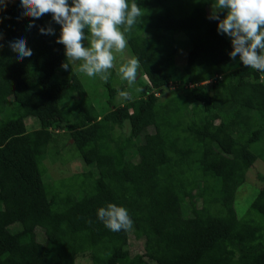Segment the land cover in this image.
Segmentation results:
<instances>
[{
    "label": "trees",
    "instance_id": "obj_1",
    "mask_svg": "<svg viewBox=\"0 0 264 264\" xmlns=\"http://www.w3.org/2000/svg\"><path fill=\"white\" fill-rule=\"evenodd\" d=\"M213 3L137 0L144 17L127 48L147 81L116 103L124 86L109 79L100 107L73 65L61 68L51 14L23 16L21 0L0 11V264H264V185L236 202L264 164V73L230 58ZM49 24L55 34H41ZM19 38L33 53L23 61L8 46ZM109 202L131 230L97 218Z\"/></svg>",
    "mask_w": 264,
    "mask_h": 264
},
{
    "label": "clouds",
    "instance_id": "obj_2",
    "mask_svg": "<svg viewBox=\"0 0 264 264\" xmlns=\"http://www.w3.org/2000/svg\"><path fill=\"white\" fill-rule=\"evenodd\" d=\"M9 2L0 0V11L6 9ZM21 7L23 16L36 20L51 14L52 20L60 25L56 42L65 49L66 61L61 64L62 69L67 71L71 65H78L77 72L89 78L98 76L105 83L115 67L112 50L122 52L127 47L129 34L144 17L137 0H71V3L69 0H21ZM211 8L208 18L217 21V32L231 39L230 58L235 60L239 55L244 66L264 73V0H215ZM221 12H224L223 18ZM39 31L41 34H55L51 24L40 27ZM0 40H3L2 33ZM8 46L19 61L33 54L24 38L10 41ZM2 48L0 43V50ZM140 67L138 57L120 65L118 75L127 81L129 88L135 85ZM118 95L131 99L127 91L118 90ZM96 214L110 231H128L133 227L128 210L115 203L99 207Z\"/></svg>",
    "mask_w": 264,
    "mask_h": 264
},
{
    "label": "rangeland",
    "instance_id": "obj_3",
    "mask_svg": "<svg viewBox=\"0 0 264 264\" xmlns=\"http://www.w3.org/2000/svg\"><path fill=\"white\" fill-rule=\"evenodd\" d=\"M84 45L87 46V41H84ZM114 54V64L115 67L113 68V71L111 70V78L110 83L114 86L123 85L124 89H119L120 91H127L130 93L131 98L137 96L139 94V82H143L144 78L143 76H139L136 80V83L131 88L128 87L127 81L122 80L120 76L118 75V69L120 65L124 62H126L128 59L132 58L133 55L129 52L128 48L126 47L122 52L117 51L116 49H113ZM185 56L184 51L179 52V56L176 60L178 63H181L183 61V57ZM73 70L77 73L79 79L81 80V83L84 87L85 92L88 94L90 99L95 103L96 106L100 107V105H106V98H107V89L104 86V81H102L98 76L95 78H89L86 75L79 73L76 71V68L78 65H73ZM168 93L166 92V95ZM123 98H121L118 95V91L114 95V102H121ZM29 123L31 124V127L36 126V121L33 119H30ZM28 121V120H27ZM124 131H128V125L125 124L122 128ZM46 164L48 166V172L51 176H59L61 174V171L58 169L59 163L56 161L55 163H52L49 161V159L46 160ZM69 168L71 169H77L80 165L78 163H69ZM264 174V164L262 162L258 161L256 162L252 167H250L247 172L245 173L246 178L245 182L239 186L238 193L236 195V202L238 201L241 205L240 209H242L245 204V201H248L253 195H255L259 188H261L264 185V178L262 176ZM235 202V203H236ZM237 209V204H236ZM130 248L133 252H141L143 247L142 243L135 242L132 239H129ZM77 264H89L88 260L86 259H80L77 261Z\"/></svg>",
    "mask_w": 264,
    "mask_h": 264
}]
</instances>
